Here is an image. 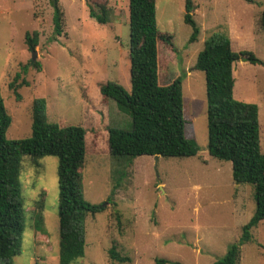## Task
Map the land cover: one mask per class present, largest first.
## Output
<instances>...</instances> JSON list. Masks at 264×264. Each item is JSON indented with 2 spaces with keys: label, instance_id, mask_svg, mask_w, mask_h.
Masks as SVG:
<instances>
[{
  "label": "rangeland",
  "instance_id": "1",
  "mask_svg": "<svg viewBox=\"0 0 264 264\" xmlns=\"http://www.w3.org/2000/svg\"><path fill=\"white\" fill-rule=\"evenodd\" d=\"M50 1L0 0V92L11 117L8 139L31 135L35 98L45 99L48 122L86 129L81 190L103 210L85 218L84 256L73 264H213L238 242L255 200L252 185L232 180L231 163L208 153L205 76L194 64L214 32L225 33L233 51H251L260 60L233 63V97L258 106L264 153V0H191L199 26L192 43L183 19L186 0H155L157 28L172 36L173 45L159 42L161 71L182 75L185 135L199 146L195 156L181 158L109 153L107 129L130 130L131 119L114 100L102 99L98 83L112 80L131 89L128 0H58L62 33L53 40ZM99 4L109 8L105 24L89 16ZM33 31L39 36L31 60L25 33ZM16 75L18 97L9 87ZM57 165L56 156L21 157L23 233L13 264H58ZM250 232L238 264H264V219ZM112 246L129 260L111 259Z\"/></svg>",
  "mask_w": 264,
  "mask_h": 264
},
{
  "label": "trees",
  "instance_id": "2",
  "mask_svg": "<svg viewBox=\"0 0 264 264\" xmlns=\"http://www.w3.org/2000/svg\"><path fill=\"white\" fill-rule=\"evenodd\" d=\"M50 2L53 7V40L62 33L63 12L58 0ZM97 8L99 11L89 8V16L98 23H107L109 8L104 4ZM128 9L131 89L127 92L112 80L98 83L102 99L114 100L118 109L131 119L130 130L107 129L109 153L116 158L195 156L199 146L185 135L182 75L172 72L163 75L160 67L163 56L160 55L159 42L173 46L172 36L157 28L155 0H128ZM192 10L191 0H186L183 19L192 29L191 43L199 35ZM259 23L264 33V11ZM38 36V31L25 33L29 49L37 45ZM239 59L260 63L251 51H233L225 33L214 32L204 41L194 64V69L202 71L205 76L208 153L229 161L232 180L237 184L252 185L255 200L254 213L243 225L238 242L229 245L225 255L213 264H238L240 246L251 239V229L264 219V153L260 152L258 106L233 97V63ZM32 64L40 67L38 62ZM19 78L16 75L9 83L17 97ZM10 123L11 117L0 92V264H13V257L20 253L24 210L18 178L21 157L25 155L34 159L43 156H56L58 159V264H73L84 256L85 218L103 210L102 205L88 202L81 190L86 129L79 125L62 127L48 122L44 98L32 101L30 136L8 139L6 132ZM39 223L37 220V225ZM108 253L113 260H129L121 256L114 246Z\"/></svg>",
  "mask_w": 264,
  "mask_h": 264
},
{
  "label": "water",
  "instance_id": "3",
  "mask_svg": "<svg viewBox=\"0 0 264 264\" xmlns=\"http://www.w3.org/2000/svg\"><path fill=\"white\" fill-rule=\"evenodd\" d=\"M35 57H36V51L35 49H32V59L31 60H34Z\"/></svg>",
  "mask_w": 264,
  "mask_h": 264
}]
</instances>
